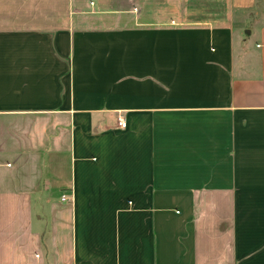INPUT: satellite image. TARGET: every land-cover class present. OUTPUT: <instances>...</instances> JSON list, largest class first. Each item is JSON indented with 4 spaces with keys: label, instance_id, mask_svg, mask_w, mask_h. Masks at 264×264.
Returning a JSON list of instances; mask_svg holds the SVG:
<instances>
[{
    "label": "crops",
    "instance_id": "crops-1",
    "mask_svg": "<svg viewBox=\"0 0 264 264\" xmlns=\"http://www.w3.org/2000/svg\"><path fill=\"white\" fill-rule=\"evenodd\" d=\"M261 1L0 0V264H264Z\"/></svg>",
    "mask_w": 264,
    "mask_h": 264
},
{
    "label": "rangeland",
    "instance_id": "rangeland-1",
    "mask_svg": "<svg viewBox=\"0 0 264 264\" xmlns=\"http://www.w3.org/2000/svg\"><path fill=\"white\" fill-rule=\"evenodd\" d=\"M260 5L261 6H264V0H262L261 1V3H260ZM239 21V19H238V17H236V22H238ZM252 22V21H251ZM253 24V23H252ZM236 27H237V30L240 32H242V34H243V37H242V39L243 40H246V42H244L243 44H245V43H249V42H253L255 39H256V34H254L253 36H251V37H247L246 36V34H245V31L247 30V29H249V28H251V23L250 24H248L247 25V29H242V27H240L238 24L236 25ZM255 28H258V26H255ZM237 35H236V40H237ZM248 38V39H247Z\"/></svg>",
    "mask_w": 264,
    "mask_h": 264
},
{
    "label": "built area",
    "instance_id": "built-area-1",
    "mask_svg": "<svg viewBox=\"0 0 264 264\" xmlns=\"http://www.w3.org/2000/svg\"><path fill=\"white\" fill-rule=\"evenodd\" d=\"M117 124H118V127L121 129H125L127 126L126 120L122 116L118 117ZM63 200H66V198L63 197Z\"/></svg>",
    "mask_w": 264,
    "mask_h": 264
}]
</instances>
